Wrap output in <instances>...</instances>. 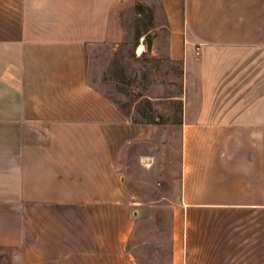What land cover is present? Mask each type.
I'll use <instances>...</instances> for the list:
<instances>
[{
    "label": "crops",
    "instance_id": "obj_1",
    "mask_svg": "<svg viewBox=\"0 0 264 264\" xmlns=\"http://www.w3.org/2000/svg\"><path fill=\"white\" fill-rule=\"evenodd\" d=\"M124 1L0 0V264H264V0H158L176 174L91 78Z\"/></svg>",
    "mask_w": 264,
    "mask_h": 264
},
{
    "label": "rangeland",
    "instance_id": "obj_2",
    "mask_svg": "<svg viewBox=\"0 0 264 264\" xmlns=\"http://www.w3.org/2000/svg\"><path fill=\"white\" fill-rule=\"evenodd\" d=\"M111 23L109 42L90 51L92 81L115 104L130 108L133 120H159V132L142 144L140 152L136 151L138 156H144V164H134L131 174H143L151 163L154 165L151 157H145L150 155H155L158 159L155 163L163 171L169 169L170 174H176L182 112V103L177 98L183 93V74L179 65H171L165 56V22L159 2L125 0L114 9ZM170 95L176 97L174 102H167ZM170 105L174 109L167 114ZM147 187L143 191L151 192ZM153 188L160 194L166 192L162 180Z\"/></svg>",
    "mask_w": 264,
    "mask_h": 264
},
{
    "label": "trees",
    "instance_id": "obj_3",
    "mask_svg": "<svg viewBox=\"0 0 264 264\" xmlns=\"http://www.w3.org/2000/svg\"><path fill=\"white\" fill-rule=\"evenodd\" d=\"M181 69V73L183 74V66H182V63H177Z\"/></svg>",
    "mask_w": 264,
    "mask_h": 264
},
{
    "label": "built area",
    "instance_id": "obj_4",
    "mask_svg": "<svg viewBox=\"0 0 264 264\" xmlns=\"http://www.w3.org/2000/svg\"><path fill=\"white\" fill-rule=\"evenodd\" d=\"M198 53L200 52V50L197 51Z\"/></svg>",
    "mask_w": 264,
    "mask_h": 264
}]
</instances>
